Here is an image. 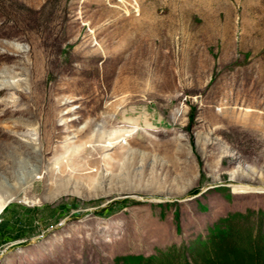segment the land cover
Returning a JSON list of instances; mask_svg holds the SVG:
<instances>
[{
  "label": "rangeland",
  "instance_id": "374dc122",
  "mask_svg": "<svg viewBox=\"0 0 264 264\" xmlns=\"http://www.w3.org/2000/svg\"><path fill=\"white\" fill-rule=\"evenodd\" d=\"M195 241L264 264V0H0V264Z\"/></svg>",
  "mask_w": 264,
  "mask_h": 264
},
{
  "label": "trees",
  "instance_id": "16d2710c",
  "mask_svg": "<svg viewBox=\"0 0 264 264\" xmlns=\"http://www.w3.org/2000/svg\"><path fill=\"white\" fill-rule=\"evenodd\" d=\"M218 250L221 252L222 249ZM159 262L160 264H228L229 260L221 253L214 254L207 243L195 241L189 246H180L168 254H163Z\"/></svg>",
  "mask_w": 264,
  "mask_h": 264
},
{
  "label": "bare ground",
  "instance_id": "6f19581e",
  "mask_svg": "<svg viewBox=\"0 0 264 264\" xmlns=\"http://www.w3.org/2000/svg\"><path fill=\"white\" fill-rule=\"evenodd\" d=\"M159 62V61H158ZM155 70V69H154ZM132 78V77H131ZM121 101V100H120ZM41 151L36 149V148H32V150L29 152V155L31 156H35L37 157L38 155H40Z\"/></svg>",
  "mask_w": 264,
  "mask_h": 264
}]
</instances>
